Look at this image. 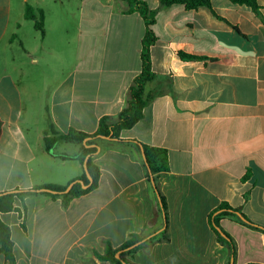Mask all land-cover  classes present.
Returning a JSON list of instances; mask_svg holds the SVG:
<instances>
[{"label":"crops","instance_id":"1","mask_svg":"<svg viewBox=\"0 0 264 264\" xmlns=\"http://www.w3.org/2000/svg\"><path fill=\"white\" fill-rule=\"evenodd\" d=\"M157 10L143 118L121 139H100L98 184L64 206L61 197L14 199L0 214L15 264H110L98 259L133 235L165 228L169 241L144 242L132 264H228L230 251L209 223L222 203L264 227V21L246 5ZM264 15V0H259ZM44 14V33L25 18ZM124 0H0V193L81 180L80 146L53 130L94 133L116 120L141 72L146 25ZM218 17H217V16ZM194 56L184 59L180 53ZM139 143L163 148L168 170L149 179ZM61 156H65L62 158ZM235 264H264V233L231 218ZM0 264H9L0 255Z\"/></svg>","mask_w":264,"mask_h":264},{"label":"trees","instance_id":"2","mask_svg":"<svg viewBox=\"0 0 264 264\" xmlns=\"http://www.w3.org/2000/svg\"><path fill=\"white\" fill-rule=\"evenodd\" d=\"M124 1H126L130 6L128 12H138L144 19L146 25L145 35L142 39L141 72L135 77L133 84L130 87V99L128 105L118 114L116 120H112L109 117H102L98 123L97 130L92 134L72 128L66 134H60L58 131L53 130V135L50 137H45L44 139L45 149L48 152H51L55 144L59 141H67L78 144L80 146V153L77 159L83 166L86 165L87 171L91 177V182L87 178L86 172L84 171L80 179L83 180L85 185H88V187L84 189L80 183H76L69 193L63 195L53 194L51 192H41L40 190L50 189L61 192L64 191L67 186L43 185L36 186L31 189L18 190L17 192L10 191L0 193V214L14 210L15 198L24 200L26 197L44 194L52 197H61L64 206H67L74 197L85 194L89 190L96 187L100 178V170L99 167L93 162V157L99 151L98 141L100 139L122 141V131L131 129L143 118L144 109L154 96L153 94H149L148 96L145 95L146 84L148 82L154 81L157 78L156 74L152 70L151 62V47L157 41V36L153 30V26L156 22L157 10L151 9L149 5L143 0ZM229 1L233 4L246 5L250 7L254 13L257 14L262 19V21H264V15L261 12L262 7L259 3V0ZM159 2L163 7L183 5L189 11L197 10L201 7L212 9V0H159ZM25 18L27 20L35 21L36 29H38L41 33H44V14L42 10L39 11V16L37 18L33 7L28 5L25 10ZM180 56L184 59L195 58L194 56L187 55L182 52L180 53ZM139 146L145 155L149 179L154 183V188L160 197L162 210L166 214V203L160 193L157 184V176L160 173L166 172L168 170L167 150L163 148L151 147L142 143H139ZM61 157L65 158V156ZM223 218L234 219L238 223L251 229L258 230L262 233H264V227L252 222L243 213H241L240 210L231 207L226 202L222 203L210 214L209 223L217 236L218 242L221 245L227 246L230 251L228 264H231L232 259L234 261L233 264H235L237 257V245L232 236L221 227L220 221ZM165 224V228L159 233L147 236L133 235L128 242L119 248L113 249L112 246L108 244L104 254L96 253V255L98 259L102 261H108L110 264H132L127 260L126 256L133 255L135 252H137L142 247L144 242L151 240L169 241L167 217L165 218ZM137 243L139 245H136ZM118 253L121 260L117 258ZM1 254L5 256L9 264H15L10 228L0 219V255Z\"/></svg>","mask_w":264,"mask_h":264},{"label":"water","instance_id":"3","mask_svg":"<svg viewBox=\"0 0 264 264\" xmlns=\"http://www.w3.org/2000/svg\"><path fill=\"white\" fill-rule=\"evenodd\" d=\"M142 153H143L144 160H146L143 151H142ZM84 169H85V172H86L87 178H88V179L90 180V182H91V177H90V175H89V173H88V171H87V167H86V165H84ZM76 183H80L84 189L88 187V185H85V183H84L83 180H75V181L72 182V183H71V184H70V185H69L64 191H61V192L53 191V190H50V189H42V190H40V191H41V192H51V193H53V194H61V195H63V194L69 193L70 190L73 188V186H74ZM17 191H18V190H15V191H12V192H17ZM136 245H139V244L137 243ZM117 258H118L119 260H121V259H120V255H119V253L117 254ZM233 263H234V261H233V259H232V260H231V264H233Z\"/></svg>","mask_w":264,"mask_h":264}]
</instances>
